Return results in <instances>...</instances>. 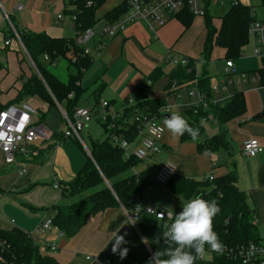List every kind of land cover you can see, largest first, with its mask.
Wrapping results in <instances>:
<instances>
[{
  "label": "crops",
  "instance_id": "crops-1",
  "mask_svg": "<svg viewBox=\"0 0 264 264\" xmlns=\"http://www.w3.org/2000/svg\"><path fill=\"white\" fill-rule=\"evenodd\" d=\"M235 2L256 9V12L253 10L256 19L264 20L257 14L258 9H264V0H204L206 16L212 18L218 30L222 18ZM122 4L125 0H107L96 11L97 24L93 29L99 32L104 25L110 24L107 15ZM18 5L23 9L19 10ZM70 9V0H0V112L11 106L22 109V105L28 103L38 110L34 119L39 133V138L31 147L37 154L30 159L18 156L16 164H6L0 150V230L19 229L33 234L39 248L60 264H104L107 255L113 253L112 244L108 241L117 227L122 226L118 235H125L121 234L123 228L129 230V234L125 235L127 243L121 246L129 250L138 234L137 224L151 222L150 218H155L146 213L147 208L165 212L173 210L174 214H178L182 211V202L190 200L183 196L188 180L210 185V177L217 179L235 171L239 188L246 194L249 207L255 210L258 236L264 244V152L255 158H249L242 152L243 144L249 139L258 140L264 146V56H255L250 37L242 56L231 60L234 63L232 77L238 80L246 74L250 78L256 76L258 81L237 84L228 90L223 85L225 74L220 77L219 83H215L209 73V64H201L205 58L203 53L207 39L206 16L195 17L189 29L176 16H171L163 26L153 24L151 28L144 22H137L117 35L94 39L89 45L94 59L83 70L78 83L83 92L75 104V108H87L93 113L92 122L83 131L89 138L87 146L83 138L82 142L65 138L68 127L63 120L66 113L64 106L56 101V104L46 102L37 96L20 99L24 83L35 73L38 74V70L16 34L45 33L52 38L73 39L75 30L68 13ZM59 15L63 16L60 20ZM100 24L102 27L97 29ZM8 40L11 46L6 47ZM100 41L106 43V48L97 54L96 47ZM226 54L224 48L214 47L208 61L224 62L226 71ZM171 55L200 62L201 67H195L194 82L179 86L170 84L169 74L175 68ZM161 70L162 73H159ZM156 72L157 78L154 79ZM199 79L210 80V94L199 89ZM235 93H243L245 113L227 123H219L214 107L226 102ZM137 95L142 97V101L163 102L158 115L144 110L162 125L163 120L173 112L192 120L191 116L198 115L202 110L206 116L199 118L202 131L197 140L174 137L163 126L165 135L160 145L161 154L141 161L134 171L137 174L147 170L153 172L151 187L139 205L141 212L135 225L128 221L129 213L119 205L91 217L72 239L61 238L56 232L40 234L41 223L54 214L53 208L61 203L63 185L73 181L88 158L92 157L91 144L98 141L90 137L92 123L97 121L101 126L109 124V129L114 130L116 121L127 107L137 105ZM200 95L205 97L204 103L200 102ZM131 96L134 97V104L125 106V100ZM69 98L74 99L75 94ZM106 101L112 104V109L101 107ZM137 111L143 110L138 108L135 113ZM105 116L108 117L107 122H103ZM207 116H212L214 120L208 119L202 125V119ZM131 120L128 125L134 127L138 134L136 141H130L132 149H135L140 146L142 136ZM220 134H225L227 147L212 152L200 147ZM125 156L130 157L126 152ZM166 161L173 162L177 171L167 185H161L156 182L155 174ZM56 184L60 189L54 188ZM173 220L159 222L170 225ZM88 256L92 257L90 261L86 259ZM124 259L115 260L122 262Z\"/></svg>",
  "mask_w": 264,
  "mask_h": 264
},
{
  "label": "trees",
  "instance_id": "trees-1",
  "mask_svg": "<svg viewBox=\"0 0 264 264\" xmlns=\"http://www.w3.org/2000/svg\"><path fill=\"white\" fill-rule=\"evenodd\" d=\"M88 1H94V6L87 8ZM106 2L107 0H70L71 9L68 13L70 16L76 15L75 26L78 30L84 32L93 29L97 24L96 11ZM126 11L125 4L111 11L107 15L109 23L120 20V16L122 17ZM174 16L186 29L191 27L195 18L188 8ZM255 18L253 10L240 2H235L222 18L219 30L214 26L212 18L207 15V39L203 53L205 59H210L214 47L224 48L227 51L228 61L239 59L244 48L249 44V27ZM19 35L38 70V74L35 73L24 83L20 99L37 96L52 104L57 102L64 106L65 112L70 115L83 92L78 83L82 79L83 70L91 65L90 58L82 57L77 62L71 61L68 57L70 53L73 51L76 55L82 50L75 46L72 39L52 38L45 33ZM45 55L50 59L48 62L44 60ZM61 60L68 62L66 81L61 80L52 71ZM193 63L190 60L187 66H175L169 74L170 84L175 83L179 86L194 82L196 69ZM156 76L157 72L154 79L157 78ZM198 87L206 94L211 92L208 79H199ZM72 93L75 94L74 99L69 98ZM135 100L137 105L127 107L123 116L116 121V129H109V124L102 125L106 139L92 142L90 149L92 157L88 158L76 178L70 183H65L61 189V203L53 208L54 224L64 231L68 239L77 236L91 217L107 209L121 205L129 214H133L151 187L153 172L147 170L139 174L135 173V168L141 161L134 156H125V151L111 140L112 135L117 134L124 135L131 142L136 141L138 134L134 127L128 125L136 109L147 110L155 116L164 105L161 101L148 99L142 101V97L138 95L135 96ZM245 111L243 93H235L226 102L217 104L213 112L218 122L223 124L243 115ZM203 116L206 115L201 110L198 115L191 116L192 120H186L190 126L199 129L200 133L202 129L199 126V118ZM182 140H192V138L185 133ZM227 146L225 134H220L200 145L201 148L211 152ZM197 195L205 200L217 201L220 212L215 216L213 225L225 249H235L251 243L263 244L258 236L257 226L253 224L255 210L249 207L246 194L239 188L235 171L214 179L210 185L188 180L183 196L191 199ZM159 221L161 220H157ZM137 228L146 244L137 234L124 261L114 260L113 264H147L149 257L164 247L162 233L166 230V225L161 222L144 221L137 224ZM0 241L4 243L3 247H0V257H3L8 264H60L54 257L43 252L30 234L19 229L0 230ZM195 264H242V262L231 260L225 254L214 253L207 261H200L198 258Z\"/></svg>",
  "mask_w": 264,
  "mask_h": 264
},
{
  "label": "built area",
  "instance_id": "built-area-1",
  "mask_svg": "<svg viewBox=\"0 0 264 264\" xmlns=\"http://www.w3.org/2000/svg\"><path fill=\"white\" fill-rule=\"evenodd\" d=\"M204 0H125V5L127 8L126 13L122 18L114 23L104 25L99 32L95 29H87L82 32L78 30L75 26L76 15H71L70 19L72 22V27L75 30V36L73 42L77 48H82L78 54H74L72 51L68 56L72 62H77L82 57H89L92 62L94 59V54L90 48V43L94 39L99 37L103 39L107 36H114L123 32L127 26L137 23L144 22L149 27L152 28L153 24L163 26L166 19L174 16L184 9H187L193 13L195 17H205L206 11L203 6ZM94 1H88L86 4L87 8L93 7ZM19 10L23 9V6H17ZM63 16L59 15L58 20L62 19ZM17 38L25 50L22 40L19 35ZM249 37L253 42L254 54L257 57L264 56V20H255L250 24L249 27ZM5 46H11V42L8 40L5 42ZM106 48V43L100 41L96 47V52L99 54ZM29 57V55H28ZM45 61H49L47 55L44 56ZM171 63L174 66H187L190 63L188 58H179L171 55ZM200 62L193 63L196 67ZM55 65V63H54ZM234 63L228 61L226 63L225 80L224 86L228 90L235 85L246 84L247 82H257L256 76L250 78L248 75L243 74L240 79H234L232 77V68ZM196 69V68H195ZM73 93L70 95L72 96ZM200 102H205V97L200 95ZM134 97H128L125 100V106L133 105ZM112 104L110 102H103L101 107L105 110L112 109ZM38 110L30 106L28 103L22 105V109L15 106H11L6 110L0 112V150L4 154L6 164H16L17 157L22 156L23 158L30 159L37 154L36 151L31 150L32 144L39 138V133L36 129L34 116H37ZM209 120H214L212 116H207L202 119L201 124H205ZM63 120L66 123L68 129L65 132V138H71L79 140L82 142L81 133L85 128L92 122L93 113L87 108L77 107L73 112L68 115L63 114ZM108 117H103V122H107ZM138 130V133L142 136L140 146L132 149L133 143L125 138L124 135L113 134L111 137L112 142L123 149L128 156H134L139 161H145L151 156L159 155L162 152L160 145L162 144L165 128L162 124H159L154 116L149 115L144 111H137L131 120ZM116 129V128H115ZM242 152L245 156L249 158H255L264 152V146L260 144L258 140L249 139L242 147ZM177 171L176 165L171 161L164 162L155 174V180L158 184L167 185L175 176ZM213 181L214 177H210ZM55 189H60L59 185L54 186ZM141 212V208L138 207L133 214H127L128 220L132 225H135V221ZM146 213L150 216H154L157 220H172L173 217H168L165 211H160L155 208H147ZM163 213L164 217L161 218L159 215ZM134 223H133V221ZM253 224L257 225V219L253 220ZM137 230V228L135 227ZM40 234L44 235L50 232H56V234L63 238L65 233L63 230L59 229L54 224V214L50 215L45 219L39 228ZM138 232V230H137ZM121 234H129V230L126 228L121 229ZM34 238L33 234H30ZM4 243L0 241V247H3ZM255 245L258 249H264V244L251 243L248 246L237 247L235 249L226 248L224 253L227 257L234 261H241L242 264H264V251L258 252L252 257H248L247 253L249 247ZM53 250L56 249L55 246H50ZM216 252L211 251V249L206 246V254L203 258H199L200 261H207L210 259V255ZM219 254V253H216ZM119 258V254L110 253L104 259V264H113L114 260ZM88 261L92 257L88 256L86 258ZM0 264H8L7 261L0 257Z\"/></svg>",
  "mask_w": 264,
  "mask_h": 264
},
{
  "label": "clouds",
  "instance_id": "clouds-1",
  "mask_svg": "<svg viewBox=\"0 0 264 264\" xmlns=\"http://www.w3.org/2000/svg\"><path fill=\"white\" fill-rule=\"evenodd\" d=\"M163 126L177 138L187 133L195 141L199 136V129L190 126L184 116L178 112L166 117ZM219 212L220 208L215 199L205 200L200 195L186 203L182 202V211L178 214H174L173 210L168 212L167 216H174V220L170 225H166V230L162 233L164 247L154 252L147 264H195L198 258L205 256L206 246L213 252L223 254L225 245L213 225L214 218ZM159 215L161 218L164 217L163 213ZM121 227L112 231L108 244H112L113 254L118 253L119 258L123 260L129 250L126 247L121 248L127 243L126 234L118 235ZM261 251L264 249L251 245L247 255L252 257Z\"/></svg>",
  "mask_w": 264,
  "mask_h": 264
},
{
  "label": "rangeland",
  "instance_id": "rangeland-1",
  "mask_svg": "<svg viewBox=\"0 0 264 264\" xmlns=\"http://www.w3.org/2000/svg\"><path fill=\"white\" fill-rule=\"evenodd\" d=\"M214 2H213V7H214ZM254 10V9H253ZM256 12V9L254 10ZM257 14L260 17H264V9H258ZM102 26L101 24L97 27V29H100ZM74 39V38H73ZM72 39V40H73ZM251 46V45H250ZM251 48V47H248ZM209 64V73L210 76L213 77V80L215 83H219L220 77H222L225 74V70L223 68L224 62L221 61H208L204 58V61L201 64ZM201 64H197V66H200ZM201 67V66H200ZM53 73L56 74L61 80L66 81L67 80V75H68V62L66 60H61L58 64V66L54 69H52ZM64 125V123H63ZM90 137L95 140L103 141L106 139V134L104 131V128L96 121L92 123L91 130H90ZM82 138L84 139V142L86 143L87 146H89V138H87L86 133H82ZM151 222H156L155 218H150ZM163 224H166L163 222ZM138 236L141 237L143 242L146 244L142 236L140 235L139 231L137 232Z\"/></svg>",
  "mask_w": 264,
  "mask_h": 264
}]
</instances>
